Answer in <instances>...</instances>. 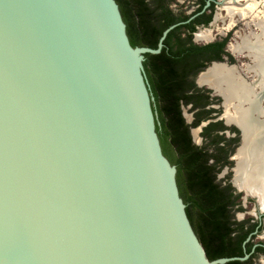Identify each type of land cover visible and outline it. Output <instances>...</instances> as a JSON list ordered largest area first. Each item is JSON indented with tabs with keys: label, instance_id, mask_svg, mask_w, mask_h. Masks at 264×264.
Listing matches in <instances>:
<instances>
[{
	"label": "water",
	"instance_id": "obj_1",
	"mask_svg": "<svg viewBox=\"0 0 264 264\" xmlns=\"http://www.w3.org/2000/svg\"><path fill=\"white\" fill-rule=\"evenodd\" d=\"M187 23L133 47L116 0H0V264L249 258H208L156 130L145 55Z\"/></svg>",
	"mask_w": 264,
	"mask_h": 264
},
{
	"label": "trees",
	"instance_id": "obj_2",
	"mask_svg": "<svg viewBox=\"0 0 264 264\" xmlns=\"http://www.w3.org/2000/svg\"><path fill=\"white\" fill-rule=\"evenodd\" d=\"M174 1L116 0L133 47L156 49L166 29L189 18V15L174 11ZM207 1L195 0L198 7L196 11L202 10ZM211 20L212 15L205 24ZM192 30L195 31V27L191 24L174 28L165 39V47L160 54L146 55L144 66L150 93L154 98L152 105L155 116L157 114L156 130L164 155L177 167L180 196L208 258L215 260L243 256V244L255 227H248L245 221L235 220V213L239 210L236 197L216 179L222 165L221 159L217 157L221 139L211 137L208 146H196L180 110V103L183 100L188 102L193 96H189L194 89L190 76L205 67L204 63H197L196 60L208 52L204 51L208 46L215 48L218 44L203 48L187 46L190 35L185 34L188 31L190 34ZM170 44L179 46L169 48ZM197 91H200V96L196 103H203L208 96L201 90ZM211 127L206 128L209 136L214 130ZM252 248L251 243L247 244V252H251ZM262 250L264 252V248H257L255 255L261 254ZM248 263L232 261L226 264Z\"/></svg>",
	"mask_w": 264,
	"mask_h": 264
},
{
	"label": "bare ground",
	"instance_id": "obj_3",
	"mask_svg": "<svg viewBox=\"0 0 264 264\" xmlns=\"http://www.w3.org/2000/svg\"><path fill=\"white\" fill-rule=\"evenodd\" d=\"M233 1L235 5L227 8L232 18L235 15L240 18L248 17L256 7V2L252 0H245L247 5L242 7L236 4L239 0ZM255 17L260 34H255L253 38H243L241 43L233 46V51L236 54L248 53L247 56L253 62L249 69L256 75V82L244 80L235 66L215 63L201 75L200 83L216 90L225 98L226 107L234 109V114L228 112V123L236 122L245 128V143L238 153L237 184L259 199L264 212V121L258 119L259 116H264V13L261 17ZM197 37L210 40L212 34L211 31H206L199 33ZM256 84L259 92L256 91Z\"/></svg>",
	"mask_w": 264,
	"mask_h": 264
},
{
	"label": "flooded vegetation",
	"instance_id": "obj_4",
	"mask_svg": "<svg viewBox=\"0 0 264 264\" xmlns=\"http://www.w3.org/2000/svg\"><path fill=\"white\" fill-rule=\"evenodd\" d=\"M215 6H217V3L212 2L210 7L207 8L204 12H203L204 7H203L202 10L196 11L194 14L189 16L187 20H184L185 22L189 21V23L187 24H191L193 28L195 27V31L192 30L193 32H191L190 34H188L189 32L188 31L185 34L187 36L190 35V38H189L190 43L187 44V46L203 48L210 44H216V43L218 44L215 47L217 49L208 46L209 48L204 50V51L207 50L208 52L203 55L201 54V56L196 60L197 63H204L205 67L199 70L197 73L193 72L192 75L190 76L189 80L193 82L194 89L190 91L189 96H192V95L193 96L192 98L190 97L191 98L190 100L188 99V102H185L183 100L180 103V110L184 118L185 124L188 125L190 128V133H191L192 141L194 144H195V141H194L195 139L192 133L194 132V129L196 130V127H199V126H203L201 135L205 142H204V146L202 147L208 146L211 137L221 139L218 145L219 148L217 151V157L221 159L220 163L222 165L216 174V179L223 187L229 188L230 191L233 193V195L236 197L237 207L239 209L238 212L245 211L244 210L246 206L245 203L248 204L250 202H254L257 211H259L260 213L259 203L257 201L258 198L253 195H249L251 194L250 192L245 190V188H241L234 183L235 173H236V168H237V160H238V155H239L238 153L243 144L242 133L240 129L233 122L229 124L228 120L225 121V118H221V119L219 118L220 111H218L219 108L217 107L218 105L216 103L220 101V98H215L214 95L218 94L217 96H220V97L222 96L219 95V93H217L213 88L207 85H201L200 83L201 75L207 72L208 67L209 68L212 67L214 62H217L220 64L222 63L227 64V66L229 67L235 65L238 62V59L235 58L236 55H234L233 51H231V49L228 46L229 39H230L228 37L229 36L228 34L226 35V37H220L219 39H216V40L211 39L210 42H207L204 45H199L195 41L198 39L197 30L199 29V27H204L205 25H209L212 22L211 20V22H209L208 24H205L206 21L211 17L212 11ZM184 21H181V22H184ZM189 29L191 30L190 27ZM158 46H159V43H158ZM174 46L177 47L179 45L176 46V44H170L169 48H172ZM164 47H165V42H164V46L162 50L164 49ZM153 55H157V54H153ZM145 61H146V55H145ZM203 87H206L207 90H205ZM197 90L203 91V93H205L208 96L206 99L203 98L204 99L203 103H199V104L198 102L196 103V100H199L198 97L200 96V91H197ZM213 91L215 92V94ZM183 107H188L189 109L190 108L192 109L191 115L188 114L190 117L189 122L186 119L187 117L184 115ZM204 123H207V124L204 126L203 125ZM209 126H212L211 128L214 129L212 131V135L210 136L208 135V131L206 130V128H208ZM246 196H248L247 199H246ZM263 219H264V216L262 218L259 217V220L256 223H253L254 226L250 225V227H255V229L252 230V232L249 234L247 239L254 232L258 231V233H260V231H262L261 228L264 223ZM258 233L252 235L248 241L247 239L245 240L243 244L245 254L243 256H245L246 254H250V256L243 263L249 262L248 264H250L256 257L255 254H256L257 248H264V243L259 242L256 244H252L253 248L251 252H247V244H249L251 239L254 236L258 235ZM261 253L264 254L263 250ZM259 255L260 254H258L257 256ZM243 256H235V257H243Z\"/></svg>",
	"mask_w": 264,
	"mask_h": 264
},
{
	"label": "rangeland",
	"instance_id": "obj_5",
	"mask_svg": "<svg viewBox=\"0 0 264 264\" xmlns=\"http://www.w3.org/2000/svg\"><path fill=\"white\" fill-rule=\"evenodd\" d=\"M255 3V9L251 13L250 16L240 18L238 15H235L233 18L228 13V7L232 6L233 0H224L221 5H218L214 7L212 11V22L209 25H205L204 27H199L197 30V33L211 31L212 34V40L219 39L220 37H226L228 34L229 36V43L228 46L233 51V46L237 45L242 42L243 38H253L255 37V34H260V28L258 26L257 19L255 16H262L264 13V0H252ZM237 6H246L247 2L245 0H239L236 2ZM172 8L174 11L178 14L184 13L185 15L191 16L194 14L197 10V5L195 4V0H175L173 2ZM233 22V23H232ZM196 43L199 45H204L207 42H210V40H202L197 39L195 40ZM234 53V51H233ZM248 53L243 52L241 54L234 53L235 58L238 59V62L233 65L237 68L238 72L244 80H246L249 83H254L257 80L256 75L253 71H251L249 68L253 64L252 59L247 56ZM231 66V67H233ZM250 66V67H249ZM209 68V67H208ZM256 91L259 92L260 89L258 85H255ZM205 90H207L206 87H203ZM216 91V90H215ZM214 92V91H213ZM215 94V92H214ZM218 95V94H217ZM214 95L215 98H220V101L216 104L219 108L218 111H220L219 118H225V121L228 119L227 115L229 113L234 114V109L232 107L227 108L226 107V101L225 98H222L220 96ZM220 95V94H219ZM184 115L187 117V121H190L189 115L192 113V109L188 107H183ZM229 112V113H228ZM189 114V115H188ZM207 123H204L205 126ZM230 124V123H229ZM203 130V126L196 127V130L194 129V132L192 133L194 137L195 144L202 147L204 146V139L202 138L201 131ZM197 132V133H196ZM231 173V172H230ZM232 178V177H231ZM245 211L236 212L235 213V220L243 222L245 221L248 227L250 225H253V223H256L259 220V211H257L254 202H250L248 204L245 203ZM264 222V219H263ZM262 231L258 233V235L254 236L250 243L256 244L259 242L264 243V223L262 225ZM250 264H264V254L261 253L259 256H256L255 259Z\"/></svg>",
	"mask_w": 264,
	"mask_h": 264
}]
</instances>
